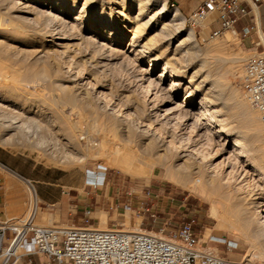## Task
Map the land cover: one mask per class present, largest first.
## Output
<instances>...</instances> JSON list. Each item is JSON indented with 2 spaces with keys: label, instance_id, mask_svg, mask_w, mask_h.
I'll return each instance as SVG.
<instances>
[{
  "label": "rangeland",
  "instance_id": "rangeland-1",
  "mask_svg": "<svg viewBox=\"0 0 264 264\" xmlns=\"http://www.w3.org/2000/svg\"><path fill=\"white\" fill-rule=\"evenodd\" d=\"M78 5L81 8L82 1L78 2ZM93 6H95V3L91 4V7ZM166 6L168 10L178 7L181 13V19L179 20L182 22L181 31L178 33L179 36L171 39L169 45V50L172 52L176 45L187 37L186 33L190 29L194 31V41H191V44H195L200 49H203V54L201 53L199 58H209L212 54L205 53V48L210 46V44L212 45L221 41L219 44L223 46L224 51L222 50V52L218 54L214 53L210 59L215 61L218 68L215 70L213 76L226 84L225 92L232 94V101L247 102V105H242L239 108L230 105L228 111L232 112V115L227 116L226 125L228 127H236L241 117L240 113L248 110V107L251 112L257 114L256 119L261 123V125H259V127H261L257 130V133L259 132L260 134H256L255 144L257 143L256 146H259L258 149L260 152H254V156L263 165L264 170V121L260 118V115H258V111L246 100L241 85V76L244 68L248 60L253 57L255 53L249 51L243 37L238 34L235 29H226L219 36L212 35V30L215 27L213 19L216 17V13L199 23L189 21V16L197 8L196 0H166ZM121 9L122 7L117 8V13L120 12ZM35 11L36 12H22L17 10L16 7H12L8 2H0V90L8 88L12 75L19 72L22 74L23 72L26 73L29 68L43 69L49 74H47V78H42L43 75H39L37 72H32L26 77L21 76L19 84H23V86L27 85V88L22 87L13 91L14 93H11L13 96L8 93L0 92V165L4 166L0 167V169L12 172L20 179L19 181L13 176L12 178L10 177V181H12V185H10L14 190H22L29 199L28 187H30L36 196L33 209L31 208L32 202L29 199L23 211L9 214V217H18L21 215L27 217L32 213L33 221L37 224H56L59 226L88 225L98 227L100 225V212L105 211L107 212L108 227H126L133 230L138 229L140 226L141 229L160 233L162 229H160L158 225L148 227L146 224H140L141 214H144V211L147 213L148 207L157 203L158 200H162L167 189L174 191L177 188L179 196L191 193L199 200L201 199L204 206L203 211L208 210V208L210 210L211 198L216 199L219 205V212L222 214L225 213L228 216H233L232 219L235 218L234 215L238 206L237 202L240 200L237 194L248 196L247 200L250 203V206L248 205L250 213L253 219L256 220V209L254 207L255 202L259 199L258 196L255 195L256 192L260 191L258 186L252 188V184L245 191L243 190L242 193L241 191H237V187L240 186V183L242 184L244 182L242 180L245 173L242 172L241 175H238V173L240 174V172H238L235 174L237 176L236 179L233 177L231 179L228 174L231 169L230 167H242L240 166V160L230 158L232 142H224L222 137H218L214 141H207L205 136L199 135L206 132L205 129L199 131L197 135H195V132L191 133V137L196 139L198 143L197 147H200V150L207 151L206 154H210L204 157L202 152L191 149L189 151H193L194 153L191 152L193 153L191 154L192 156H189L187 163H184V165H180L183 163L184 158L181 159L179 153L174 150L172 151L173 153L171 152L172 154L162 155V164L151 166L156 168L153 169V174L149 176H144L142 173L130 175L115 168L118 167L117 165L107 162V160L109 161L111 158L110 156L117 153L118 149H112L113 154L104 151L97 152V147L102 139L105 138V140H109L112 144H116L117 147H122V143L124 144L128 141V139L122 135H116V139L115 136H113L114 133L111 128L113 123L111 122L115 120L118 123L115 118L117 116L120 118L121 116L124 117V113L127 110L123 105L124 103H122L123 101H119V97H116L118 93L124 90L131 93L137 92L141 96L143 95L141 88H139L138 83H136L139 82L136 76L140 74L138 72L141 68L148 64L149 58L155 54V51L153 50L152 52H147L145 55H141L134 47H129L128 39L132 37V32L128 30L126 38L119 46L114 44L111 46L115 48V50L117 48L116 54L119 55L118 53H120L119 60L124 62L123 65H120L122 63H119V61L106 68H95L90 64L87 58L88 55L85 56L86 58H83V56L77 52L78 46L66 48L59 47L52 53H46L45 50L47 48L54 49L56 46L51 43V38L46 36L43 32L44 30H42L45 24L44 19L46 21L45 16L43 17L42 14H39L40 12L36 9ZM53 11L55 13L59 12L57 8L53 9ZM137 12V6L135 5L131 8V13L136 15ZM75 15L76 11H62L59 14V17H62L63 20L66 19L64 21H67L69 27L71 26L69 31L72 33H76L79 30L78 22L74 19ZM146 18L147 17H145V19ZM85 23H90V21L87 19L83 23V26ZM160 27L159 25L150 35L155 36V34H158ZM230 30H234L235 32L232 33V40L226 43L224 37L226 32ZM243 34L242 32V35ZM72 41L76 42V39ZM91 47V49H93L94 46ZM73 54L75 55L72 56ZM177 55H179V53H177ZM76 61H78V63ZM165 61L166 59L163 57L158 60L155 69L150 73L152 79L157 76L162 64H165ZM171 68L179 70V64L173 63ZM193 71L194 68L189 66L186 75L190 76ZM6 77H9L7 78L9 82L4 81ZM36 83L38 85H35ZM143 83L146 84L144 81ZM181 83V88L177 91L172 103H167V105L161 108L162 116H164L163 114H165V108L167 106H173V102L178 101L188 87L191 86L193 88L194 86L193 84H188L187 78H183ZM76 84L83 88L86 96L82 93L78 94L77 91H75ZM166 84H168V81L163 82L161 87H165ZM62 85H64V88L61 87ZM161 87L158 93L160 96L158 98L165 99L167 97L163 94ZM65 93H70L75 98L72 104H67L64 101L63 97ZM202 94L203 91L199 90L196 97L201 98ZM150 96V99H154L155 91H153ZM160 99L155 100L157 106L160 103ZM218 101L219 100L213 101L212 106L220 108ZM60 105H62V107ZM67 108L71 111L70 116L71 118L73 117L72 119L77 125L75 128L76 135L73 136L69 143L66 138L62 137L63 135L59 130V128L66 127L64 118L67 120L69 117L64 111L65 109L67 110ZM187 108L189 110H195L196 106L187 105ZM8 111L13 114L15 113V116L17 114L19 123L21 122V118L27 115L37 120L39 126L33 125L29 120L30 124L29 121H27L28 123H23V125L21 124L19 128L20 131L17 129L15 133L13 128H8L7 126L11 124L10 119L12 118L7 116ZM225 112H227L226 109H224V113ZM114 114L117 116H113ZM113 117L115 118L113 119ZM171 119V124H175L177 121L176 117L175 119L174 117ZM193 121V119L189 120V124ZM12 124L16 123L12 122ZM189 130L190 128L186 130L187 133ZM138 133L139 132L136 131V135L134 136V138L136 137L135 139L140 137ZM60 138H63L61 140L62 143L60 140L58 141ZM65 143L67 147L65 152L67 154L60 151L61 146ZM74 150L75 153L77 152L75 155L79 157H72L74 153L72 154L71 151ZM129 151H131V148L126 151L121 161L123 166L124 164H126L125 166L130 165L134 162L135 157H138L137 154H142L141 151ZM67 155L70 158H68ZM167 167H172L174 170L172 175L167 172ZM207 167H221L220 169L217 168V170H219V172L225 171V174L229 170L226 174V177L228 175L229 179L224 177L222 185L216 189L217 191L210 192L209 187H207L208 191L205 190L202 192L199 187L201 183L194 182L195 176L201 177L202 179L205 178ZM244 167L249 166L245 165ZM188 170H190V173ZM258 172L260 173V169L255 172L256 175L253 176V182L264 184V174H259ZM186 173L187 175H191L193 180L192 177L189 176V178H191V181H189L190 179H187L188 176ZM179 178L187 179L188 182L185 184L186 186L176 183V179ZM164 184H166V187L163 190ZM80 188H83V190ZM249 190H251L250 193H248ZM148 192H150V194H148ZM175 193L176 192L172 193L171 197H174ZM251 195L254 196L251 197ZM169 200L171 201V198H169ZM174 217L176 216L174 215ZM230 224V221H223V219L221 221L214 217V223H212L208 229H205V234L203 233L201 238L199 237L200 245L208 248V246L212 244L211 242H218L210 241V236H217L214 234L215 229L213 230L212 227L215 225L216 228H220L234 237L236 239L234 242L239 243L241 254L236 261L243 263L250 259L255 264H264V256L259 257L260 254H251L255 250L253 248L254 250L252 251L251 241H249L251 238L247 237V234H245L243 230L232 227ZM176 228H178L176 225H171L169 229H164L163 234H168L170 230ZM206 233L208 235L210 233V236H206ZM217 237L226 239L225 236ZM204 238L207 239L206 243V239L202 241ZM218 243L225 244L227 248L226 242ZM213 251H216V249H213ZM220 254L224 255L221 252Z\"/></svg>",
  "mask_w": 264,
  "mask_h": 264
},
{
  "label": "bare ground",
  "instance_id": "bare-ground-1",
  "mask_svg": "<svg viewBox=\"0 0 264 264\" xmlns=\"http://www.w3.org/2000/svg\"><path fill=\"white\" fill-rule=\"evenodd\" d=\"M80 1H82L81 8L78 5V2ZM0 2L1 3L8 2L9 4L12 5V7H16L17 10L22 12H32V11L36 12L35 11L36 9L37 11L40 12V13L38 12L39 14H42L43 17L45 16L46 21L44 19L45 24L43 22L44 29L42 28V30H44L43 32L45 33L46 36L51 38L50 39L51 43L56 46L54 49L47 48L45 50L46 53L49 52L52 53L56 51V48L59 47L66 48L70 46H78L77 52L80 53L83 56V58L88 55L87 58L89 59L90 64L93 67L106 68L107 66L120 61L119 60L120 53H118L119 55H117L116 54L117 48L115 50V48H112L111 46L113 44L119 46L120 43L126 38V33L128 30H131L132 32V37L128 39L129 47H134V49H136L141 55H145L147 52L150 51L152 52L154 50L155 54L149 58L148 64L146 66H143L141 70L138 72L140 74L139 75L137 74L138 76H136V79H138V81L140 82V83L139 82L136 83H138V87L141 88L143 95L141 96L137 92L131 93L125 90L118 93V96L116 95L117 96L116 98L119 97L118 98L119 101L120 100L123 101L122 103H124L123 105L124 107H126L127 110L125 111V113L123 112L124 117L121 116L120 118L117 115L116 117L115 114L113 115L116 117V118L113 117V119L115 118L118 121V123L115 120L111 122L113 123V125L115 124L114 126L113 125L111 126L112 131L114 133L113 136H115L116 139L117 138L116 135H122L126 137L128 141H126L124 144L121 142L122 147H117L116 144H112V142H110L109 140H105L104 138L98 145L97 152L104 151L107 153H112L113 151L112 149L114 148L118 149L117 153H115L113 156H110L111 158L108 157L110 159L109 161L107 160V162H111L112 164L117 165L118 167L115 168L130 175H136L137 173H142L144 176H149L153 174V169L156 168L151 166L162 164L163 163L161 159L162 155H168L173 150L179 153L181 159L184 158L183 163L180 165H184V163H187L189 156H192L191 154H193L194 152L189 151L191 149L196 150L198 152H202L204 157L205 156L207 157L208 154L210 153L206 154L207 151L205 152L204 150H200V147H197L198 143L196 139L191 137V133L193 132H195V135H197L199 131L205 129L206 132H204L202 135L201 134L199 135L205 136L207 141H214L218 137H222L224 142L226 141H228L229 143L232 142L230 158L240 160L241 163L240 166L242 167L233 166L230 167L231 168L230 171L228 170L229 172L228 171L227 172L231 179L232 177L236 179L237 176L235 174H237L238 172H240V174L238 173V175H241L242 172L245 173V175L243 176L244 178L242 180L244 182L242 184L240 183V186L237 187V191H241V193L243 192V190L245 191L252 184H253V186H251L252 188L258 186V189L260 191L256 192L255 195H257L259 199H257V201L255 202V207L253 206L256 209V220L253 219V216L250 213V208H249L250 203L247 200L248 196H243L241 194L239 195L237 194V197L240 200H238L237 202L238 206L236 209V213L234 215L235 216L234 219H232L233 216L230 215L228 216L225 213L222 214L221 212H219L218 202L216 199H212V198L210 200L211 207L209 213L216 219H219L221 221L222 219L223 221L224 220L230 221L231 222L230 225L232 227H236L243 230L244 233L247 234V237L251 238V240L249 241H251L250 243L252 245V251L255 249L254 252L251 254L252 255L260 254L261 256L259 255V257L264 256V184L263 183L257 184L256 182L255 183L253 182L254 180L253 176L256 175L255 172H257L258 169H260V173L258 172L259 174H264L263 165L254 156V152H260L258 149L259 146L258 147L256 146L257 143L255 144V141L257 137L256 134L258 135L259 133V132L257 133V130L258 128L261 127V126L259 127L261 123L256 119L257 114L255 112H251V110H249L248 107L247 108L248 110L240 113L241 117L236 127H228L226 125L227 116L232 115V112L228 111L230 105L231 106L234 105L239 108L242 105H247V102L232 101L233 100L232 94L229 92H225L226 84L213 76L215 70L218 68L216 66L215 61L210 59L214 53L218 54L222 52L223 46L219 44L221 41L219 43H215L212 45L210 44V46L205 48L206 49L204 50L205 53L212 54L209 58L207 57L199 58L203 49H200L195 44H191V41H194L193 40L194 31L193 29H190L186 33L187 37L181 40L176 45L173 52L169 50L171 39L179 36L178 33H180L181 31L182 22L179 21L181 19V13L179 8L175 7L172 10H168L166 6V0H33V1L0 0ZM94 3L95 6L91 7V4ZM135 5L137 6V10H138L136 15L131 13V8L134 7ZM119 7H122V9L120 12L117 13V8ZM55 8L59 10L58 12L59 14L62 11L65 12L76 11V15L74 19L78 22V26H79L78 32L72 33L71 31H69V29H71L70 28L71 26L69 27L67 21L66 22L64 21L66 19L63 20L62 17H59L58 13H55L53 11V9ZM145 17L147 18L145 19ZM87 19L90 21V23H85V25L83 26V23ZM159 25L161 27L160 30L158 31V34H155V36H151L150 35L151 32L157 29ZM229 29H234V28H229ZM234 32H235L234 30H230L226 32L224 37L226 43L232 40V33ZM75 39L76 42H73L72 40ZM91 46H94L95 48L93 47V49H91L92 48ZM177 53H179V55H177ZM74 55L75 54H73L72 56ZM162 57L166 59L165 64H162L157 76L154 79H152L150 73L155 69L156 65L158 64V60L161 59ZM76 62L78 63V61ZM119 63H122L120 65L124 64L123 61L122 62L120 61ZM173 63L179 64V70H174L171 68V65ZM189 66H192L194 68V71L191 73L190 76L189 75L187 76L186 71ZM32 72L34 73L37 72L39 75L40 74L43 75L42 78L43 77L47 78V76L49 75L43 69L29 68L26 73L23 72L22 74L19 72L16 73L15 75H12V77H10V82L7 80V78L9 77H6L4 81L9 82L8 88L2 89L0 90V92L8 93L9 95L13 96L11 94L13 91H16L22 87L27 88V85L23 86V84H19V81L21 80L20 77L29 76ZM183 78H187L188 84L194 85L193 88L191 86L188 87L185 90V92L180 96V99L178 101L173 102L174 103L173 106H167L165 108L166 112L165 114H163L164 116H162L161 108L167 105V103H172L177 91L181 88V84H182L181 82ZM143 81L146 82V84H144ZM165 81H168V84H166V86L162 88L161 86ZM35 85L38 84L36 83ZM76 85L77 86L75 88V91H77L78 94L82 93L83 95H85L83 88L81 86H78V84ZM33 87L35 88L34 85ZM61 87L64 88V85H62ZM160 87L161 90H163V94L167 98L165 99L158 98L160 96V94H158ZM199 90L203 91L201 98L196 97V94ZM153 91H155V98L150 99L151 97L150 94H152ZM63 99L67 104H72L75 98L70 93L69 94L65 93ZM159 99H160V103H159L160 105L158 104L157 106L155 100H159ZM216 100H219L218 105H220V108H216L212 106V102ZM187 105H194L196 106V108L195 110H189L187 108ZM60 106L62 107V105ZM224 109H226L227 112L224 113ZM64 112L68 115L69 118L67 120L64 118L66 127L59 128V130L63 135L62 137L66 138V140L69 143V141L73 138V136L76 135L75 128L77 125L75 124V121H73L72 119L73 117L71 118L70 116L71 111L67 108V110L65 109ZM171 114H175V115H171ZM258 115H260V113ZM7 116L12 118L10 119L11 124L9 125L6 124V125L8 126V128H13L15 130V133L17 129L19 130L21 124L23 125V123H28L27 121L29 120L33 125L39 126L37 120H35L33 117H28L27 115L21 118L20 123L18 122L19 117L17 116V114L15 116V113L13 114L8 111ZM173 117L174 119L175 117L177 119L175 124H171L172 121L171 118ZM191 119H193L194 121L189 124V120ZM12 122L16 124H12ZM188 128H190V130L187 133L186 130ZM136 131L139 132L138 134L140 136L137 139H135L136 137L134 138V136L136 135ZM62 139L60 138L58 139V141L60 140L61 142ZM129 148H131V151L129 152L141 151L142 154H137L138 157L136 156L134 162L131 163L130 165L125 166L126 164H124L123 166V164H121V161L123 160L125 153ZM65 149H67L66 143L61 146L60 151L64 153L66 151ZM71 153L72 154L74 153L72 157L77 156L75 155L77 153V152L75 153V150L71 151ZM68 158L70 157L68 156ZM245 165H248L249 167H244ZM217 168L220 169L221 167H207L204 179L198 176L194 177L195 183L197 182L201 183L199 187L201 188L202 192L207 190V187H209L210 192L211 191L213 192L218 187H221L224 177L229 179L228 175L226 177L227 172L226 174L224 173L225 171L219 172ZM190 170H188L189 173ZM173 171L174 170L172 169V167H167V172L170 175L174 173ZM187 176H188L187 179H190L189 181H191V178H189V176L191 175H187ZM187 179L185 178L176 179V183L180 185L182 184L185 185L188 182ZM28 189H29L28 190L29 199L32 202L31 208L33 209L34 207L33 204L35 203L34 201L36 199L35 198L36 196L34 191L30 187H28ZM80 189L83 190V188ZM250 191L251 190H249L248 193H250ZM253 196L251 195V197ZM99 218H100V225L94 228L97 229L109 228L107 226V212L101 211ZM126 229L130 230L128 228ZM210 233L209 235L206 234V236L208 235L209 237ZM199 245H200V240H199ZM235 264H255V263H253L250 259H248L247 262H243V263H239L235 261Z\"/></svg>",
  "mask_w": 264,
  "mask_h": 264
},
{
  "label": "built area",
  "instance_id": "built-area-1",
  "mask_svg": "<svg viewBox=\"0 0 264 264\" xmlns=\"http://www.w3.org/2000/svg\"><path fill=\"white\" fill-rule=\"evenodd\" d=\"M250 11L243 0H203L188 19L199 23L216 13L212 35L219 36ZM250 30L246 26L243 33ZM241 85L245 98L264 121V51L248 60ZM193 224L190 220L163 234L164 229L157 233L140 226L127 230L117 226L97 229L88 225L36 224L32 213L6 217L0 219V264H17L22 255L30 253L68 264H235L220 252L199 245ZM210 241L226 242L227 249L237 245L217 236H210Z\"/></svg>",
  "mask_w": 264,
  "mask_h": 264
},
{
  "label": "crops",
  "instance_id": "crops-1",
  "mask_svg": "<svg viewBox=\"0 0 264 264\" xmlns=\"http://www.w3.org/2000/svg\"><path fill=\"white\" fill-rule=\"evenodd\" d=\"M203 0H196V7H198ZM251 11L248 16L238 20L235 24V31L240 34L245 45L249 51L259 53L264 51V0H243ZM251 27V30L245 35H242L244 27ZM0 167H4L0 165ZM17 178L12 172L0 169V219L9 218V214H15L23 211L26 207L28 197L21 190H14L10 181V177ZM13 180V179H12ZM20 181V179L17 178ZM7 184H11L10 186ZM7 185V186H6ZM166 184L163 185V190ZM8 189V190H7ZM174 197L171 194L174 193ZM181 196V197H180ZM177 188L172 191L167 189L162 200H158L152 206L147 208V213L141 214L140 224H146L148 227L159 226L160 229H169L171 225L181 227L185 222L194 220L192 225L193 234L196 237H202L205 229H208L214 223V217L210 215L209 208L203 211L204 206L201 199L191 193L180 195ZM171 198V201L169 200ZM146 214V215H145ZM174 215L176 217H174ZM159 219V220H158ZM214 234L217 236H225L227 240L236 239L227 234L220 228L212 226ZM176 228V229H178ZM175 230V229H174ZM205 234V233H204ZM207 234V233H206ZM206 238L202 239L204 241ZM207 239L205 240L206 243ZM210 243V242H209ZM209 249H216L217 252L223 253L228 259L236 261L240 257L239 243L235 248L227 249L225 244L218 242H211ZM238 262V261H236ZM17 264H68L66 262L59 263L53 259H49L43 255L36 253L22 255Z\"/></svg>",
  "mask_w": 264,
  "mask_h": 264
}]
</instances>
